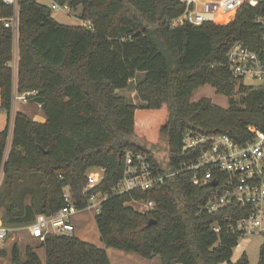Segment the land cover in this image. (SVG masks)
<instances>
[{"label":"trees","instance_id":"obj_1","mask_svg":"<svg viewBox=\"0 0 264 264\" xmlns=\"http://www.w3.org/2000/svg\"><path fill=\"white\" fill-rule=\"evenodd\" d=\"M78 10L90 28L58 24L52 10L36 0H19L17 32L3 25L13 10L0 0V217L11 230L26 228L37 215L63 207L68 187L78 209L87 205L86 175L103 169L101 183L90 193L109 192L122 177L124 153H144L159 174L189 160L181 140L187 130L222 134L243 143L248 127L264 131V90L232 98L236 85L223 63L236 42L261 52L263 28L256 25L264 7L240 8L228 24L171 22L183 11L180 0H53ZM17 44L18 94L34 92L43 122L14 114L5 158L12 109L13 45ZM137 73L140 105L117 91L127 90ZM209 85L229 99L223 109L208 98L191 102L193 92ZM141 142V144L137 143ZM154 149V150H153ZM61 177V178H59ZM210 187H196L191 173L167 179L153 191L109 195L95 216L104 248L73 236L48 234L38 248L44 264H110L107 248L161 264H249L242 253L231 262L241 236L226 233L222 218L236 206L209 215L203 211ZM152 200L153 210L138 212L132 201ZM150 220L155 224L147 226ZM218 223L221 232L212 231ZM5 251L0 250V257ZM12 264H43L27 247L24 260L16 245ZM257 264H264V244Z\"/></svg>","mask_w":264,"mask_h":264},{"label":"built area","instance_id":"obj_2","mask_svg":"<svg viewBox=\"0 0 264 264\" xmlns=\"http://www.w3.org/2000/svg\"><path fill=\"white\" fill-rule=\"evenodd\" d=\"M13 10L12 16L3 21L7 29L17 32V13L19 0H1ZM54 3L51 10L65 9ZM183 11L175 18L173 27L187 23L198 27L205 23L228 24L232 22L240 8L249 6L264 7V0H180ZM254 23L263 28L261 39L264 43V16H257ZM79 26L90 28V22L80 21ZM225 70L236 85L249 90H264V46L261 52L253 51L240 42L234 43L227 51ZM259 82L258 85H244V81ZM34 92L12 95V106L16 103L27 104ZM40 108V105H37ZM250 139L238 143L222 134H207L198 130H187L181 140L182 152L190 156L177 169L155 171L149 158L140 151L128 150L124 153L122 177L109 192L90 193L101 183L103 169H92L86 175L83 194L89 195L85 208L78 209L68 187L63 189V207L51 215L39 214L34 222L26 227L31 238L43 242L48 234L73 236L72 217L80 211H91L95 216L100 212L101 204L109 195H121L131 192L153 191L167 179L181 173H191V183L196 187L209 186V196L203 211L214 215L232 208L234 213L222 218L226 233L247 236H264V131L248 127ZM7 152H5V158ZM3 171L0 168V180ZM61 178V177H59ZM215 181L216 185L212 186ZM141 205L143 212L153 210L152 200L132 201ZM212 231L221 232L218 223L212 225ZM11 229L6 227L0 217V245L8 239Z\"/></svg>","mask_w":264,"mask_h":264},{"label":"rangeland","instance_id":"obj_3","mask_svg":"<svg viewBox=\"0 0 264 264\" xmlns=\"http://www.w3.org/2000/svg\"><path fill=\"white\" fill-rule=\"evenodd\" d=\"M43 4L50 5L49 8L54 4L53 2L51 3L49 0H39ZM51 9V8H50ZM78 10L76 11H71V10H65V9H57L52 11V16L55 17L60 23H64L65 25H77L79 26L80 21L77 17L78 15ZM145 77V74L143 73H137L136 76L130 81V87L127 90H122V91H117L116 94L120 95L121 97H124L127 102L135 105H140V101L136 96L135 86L138 82L143 80ZM249 84H254L258 85L259 82H253V81H244V85H249ZM236 85V84H235ZM236 93L233 95V100L235 102H239L241 97L245 95V92L239 93L238 90L240 89L239 84L236 85ZM201 98H208L211 100L212 104L219 106L223 109H226L229 107V99L223 95H218L213 88H211L209 85H205L202 87H199L196 89L192 96L190 101L191 102H197ZM16 107L21 110H23L26 114L31 115L34 118V114L41 113V109L37 108V105L34 104L33 102H27V104H21V103H16ZM20 112V111H19ZM17 113V111H16ZM5 115V114H4ZM14 116H12V111L10 115V131L8 135V140H7V146H6V152L9 150L10 146V140H11V126L13 122ZM44 118V117H43ZM39 120L38 118H35ZM141 144V142H137ZM90 172V171H89ZM3 179L0 180V185ZM129 206H132L136 211L138 212H143V209L141 205H136V204H129ZM81 216H85L86 220L83 223L82 230L83 236L86 239H89V241H95V225H94V220L93 217L95 214L91 211H83L80 213ZM85 230V232L83 231ZM97 234V233H96ZM39 244V241L31 238L28 233L26 228H19L15 230H11L8 239L3 242L0 245V250L5 251V256L0 257V264H12L11 263V258H10V251L13 245H16L19 253H20V259L23 261L24 260V254H25V247H29L33 250H37L39 248H36ZM264 244V236H247L243 237L239 240L237 247L233 249L232 257H231V262H236V260L240 257L242 253H245L248 259L249 264H257L258 259H259V250L261 245ZM157 259V258H154ZM127 262L133 263L131 261L126 260ZM153 264H160L159 259L154 260Z\"/></svg>","mask_w":264,"mask_h":264},{"label":"crops","instance_id":"obj_4","mask_svg":"<svg viewBox=\"0 0 264 264\" xmlns=\"http://www.w3.org/2000/svg\"><path fill=\"white\" fill-rule=\"evenodd\" d=\"M36 1H37V3H39L41 5H44V6H47V7L50 6V5L41 3L39 0H36ZM49 1L52 3V0H49ZM51 16H52V14H51ZM52 18L58 24L65 25L64 23H60L55 17L52 16ZM67 26H77V25H67ZM17 61H18L17 44L14 43V45H13V58H12V61L10 63V66L12 68V73H13V77H12L13 93L16 92ZM37 108H38V106H37ZM11 111H12V116H14L16 111L17 112L20 111V113L24 114L25 116H27L28 118H31L32 120H34L36 122H43L44 121V118H43L44 115H43L42 111H41V113L34 114V118L31 115L26 114L23 110L20 109V107L17 108L16 104H13ZM35 118H38L39 120H37ZM6 123H7L6 115H4V113H0V131H2L5 128ZM10 123H11V121H10ZM81 212H83V211L78 212L77 214H75L72 217V224H73V227H74V236L76 238H78L80 241L84 242V243L94 245V246H96L98 248H104L103 244L100 241V237H99L97 228H95V230H94L95 231V234H94L95 235V241H89V239H86V238L82 237L83 236V232H81V230H82V226H83V223L86 220V218H85V216H81L80 215ZM93 220H94V225H95V216L93 217ZM95 227H96V225H95ZM83 231L85 232V230H83ZM28 235H29V233H28ZM26 248H27V246L25 247V250H26ZM36 248H38V246ZM33 251L38 255L40 261L44 264V262H45L44 250L39 248L36 251L35 250H33ZM106 253H107V256L109 258L110 264H153V261L158 259L157 258V259H152V260H146V259L141 258L138 255H135V254H132V253H126V252L119 251V250L112 249V248H107L106 249ZM126 260L131 261L133 263L127 262ZM159 263H160V261H159Z\"/></svg>","mask_w":264,"mask_h":264},{"label":"water","instance_id":"obj_5","mask_svg":"<svg viewBox=\"0 0 264 264\" xmlns=\"http://www.w3.org/2000/svg\"><path fill=\"white\" fill-rule=\"evenodd\" d=\"M153 150H154V149H153ZM215 185H216V182L213 181V182H212V186H215ZM153 224H155V221L150 220V221L148 222L147 226H150V225H153Z\"/></svg>","mask_w":264,"mask_h":264}]
</instances>
